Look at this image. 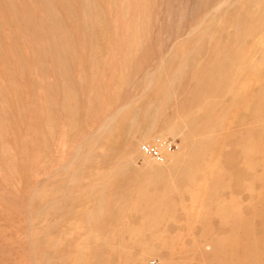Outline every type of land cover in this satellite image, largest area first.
<instances>
[{"label":"rangeland","instance_id":"rangeland-1","mask_svg":"<svg viewBox=\"0 0 264 264\" xmlns=\"http://www.w3.org/2000/svg\"><path fill=\"white\" fill-rule=\"evenodd\" d=\"M0 264H264V0H0Z\"/></svg>","mask_w":264,"mask_h":264},{"label":"built area","instance_id":"built-area-1","mask_svg":"<svg viewBox=\"0 0 264 264\" xmlns=\"http://www.w3.org/2000/svg\"><path fill=\"white\" fill-rule=\"evenodd\" d=\"M178 149V144L173 140L164 141L159 144L144 143L140 150L143 154L149 155L157 160L163 161L166 153L173 152Z\"/></svg>","mask_w":264,"mask_h":264},{"label":"bare ground","instance_id":"bare-ground-1","mask_svg":"<svg viewBox=\"0 0 264 264\" xmlns=\"http://www.w3.org/2000/svg\"><path fill=\"white\" fill-rule=\"evenodd\" d=\"M224 2V1H223ZM123 108H121L120 110L122 111Z\"/></svg>","mask_w":264,"mask_h":264}]
</instances>
